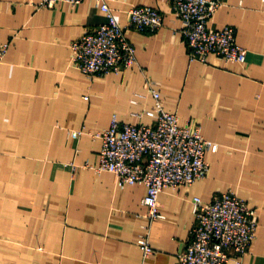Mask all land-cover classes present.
I'll return each instance as SVG.
<instances>
[{
  "label": "crops",
  "instance_id": "0c3cea01",
  "mask_svg": "<svg viewBox=\"0 0 264 264\" xmlns=\"http://www.w3.org/2000/svg\"><path fill=\"white\" fill-rule=\"evenodd\" d=\"M36 2L0 0V43H8L0 60V264H139L136 240L145 232L154 251L143 264H178L191 199L224 191L253 208L259 224L241 262L226 264H264V0H222L207 21L234 28L243 62L212 53L191 60L170 0H106L121 25L138 5L157 9L162 24L125 28L136 63L92 77L70 63L69 43L105 20L94 0ZM145 80L180 126H197L216 144L202 178L159 192L162 217L150 223L145 186L121 187L112 172L97 171L99 140L70 134L102 130L112 115L152 123Z\"/></svg>",
  "mask_w": 264,
  "mask_h": 264
},
{
  "label": "built area",
  "instance_id": "2783aa9c",
  "mask_svg": "<svg viewBox=\"0 0 264 264\" xmlns=\"http://www.w3.org/2000/svg\"><path fill=\"white\" fill-rule=\"evenodd\" d=\"M58 0H37L38 7H53ZM71 5L81 0H63ZM105 17L96 26L85 29L69 43L70 63L86 77L120 73L136 63L133 44L124 34L125 28L139 32H153L162 24V14L148 5H138L127 12V22L121 25L106 0H94ZM222 0H170L172 13L180 20L179 31L187 45L191 60L204 61L209 53L225 60L243 62L246 49L236 43L234 28L207 26V21ZM8 43H0V60ZM144 87L153 103L147 114L154 116L152 123H131L112 115L109 125L95 132L84 127L70 131L73 138L87 133L100 142L97 171H109L117 184L141 183L146 191L142 203L148 222L162 217L158 194L165 188L190 185L202 178L207 169L204 154L215 150L216 144L201 136L199 128L180 126L177 115L166 111L152 82ZM134 96H145L136 92ZM135 102V98H131ZM140 116V113H133ZM193 222L181 249L178 264H226L229 260L241 262L256 236L258 222L253 208L230 191L213 194L203 201L191 199ZM136 243L143 262L153 253L148 234H141Z\"/></svg>",
  "mask_w": 264,
  "mask_h": 264
}]
</instances>
